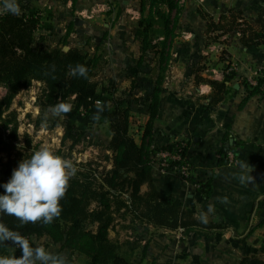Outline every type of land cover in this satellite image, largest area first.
<instances>
[{"label":"crops","instance_id":"crops-1","mask_svg":"<svg viewBox=\"0 0 264 264\" xmlns=\"http://www.w3.org/2000/svg\"><path fill=\"white\" fill-rule=\"evenodd\" d=\"M20 4L51 16L57 40L67 35L70 44L81 48L90 57L101 58L95 77L100 86H108L113 79L119 92H123L136 80L139 96H147L152 91L156 80L153 74L159 72L158 65L150 68L144 62L138 75H133L142 52L141 43L132 34L128 17L138 22L142 15L141 0H20ZM180 6L171 47L172 62L163 83L151 148L186 141L193 177L206 184L209 196L185 183L172 171L163 172L153 165L152 173L164 195L172 196L184 207L192 209L200 220L202 213H207L208 206L213 205L215 211L208 214L207 222L220 224L226 229L223 233L206 237L197 232L185 236L179 231L153 227H139L133 233L117 225V233L112 236L125 243L128 249L125 256L140 264H240L242 260H246L245 264H264V96H248L239 79V76L248 74L250 68H264V47H245L239 41L229 45L228 34L221 35L222 31H218L221 43L209 45L207 42L212 34L207 32L209 20L222 21L223 24L235 9L245 12L243 16L256 17L264 8V0H185ZM163 10L169 11L166 5ZM82 11H94V15L85 19L80 15ZM238 21L243 19L238 18ZM236 35L240 37L239 33ZM103 43L105 48L101 49ZM219 48L227 50L231 63L238 64L237 77L228 85L239 87L208 110L206 105L214 93L209 80L222 82L228 63L221 60ZM197 61L200 63L194 69ZM150 71L152 78L145 81L143 76ZM3 89L1 97L7 92L6 88ZM148 120L147 108L134 110L131 132H135L138 143L142 142ZM103 126L108 130L107 124ZM233 148L237 163L221 160L223 149ZM242 164H249L252 168L249 171L253 176L250 184L239 182ZM146 190L145 185L143 191ZM225 197L228 203L221 202ZM29 241L62 256L66 264L84 260L51 244L48 238ZM20 255L19 245L12 241L0 243V257ZM253 255L258 258L251 261Z\"/></svg>","mask_w":264,"mask_h":264},{"label":"trees","instance_id":"trees-1","mask_svg":"<svg viewBox=\"0 0 264 264\" xmlns=\"http://www.w3.org/2000/svg\"><path fill=\"white\" fill-rule=\"evenodd\" d=\"M180 2L141 0L142 15L132 34L141 43L142 55L133 75H138L148 54L158 58L159 70L152 91L144 97L136 91V80L131 88L123 92H119L113 79L108 86H100L95 77L101 58L90 57L81 48L71 46L67 35L57 40L51 16H41L39 13L42 12L28 7H22L23 14L20 16L0 14V87L7 89L6 94L0 96V155L7 154L8 158L6 162L0 160V184L7 182L17 167L16 155L28 159L38 151L37 146L32 145L29 134H25V142L20 144L17 115L13 112L6 114L19 92L31 87L34 81L44 85L43 94L39 97L41 107L51 108L59 103L70 105V112L59 115L64 129L62 145L69 143V151L81 144L95 126L108 125L106 142L94 144L108 152L106 160L111 165L110 168L101 169L90 162L74 165L76 173L70 179L61 201L62 213L51 224L42 221L22 224L16 217L0 213V225L18 233L21 239L48 238L51 244L68 250L73 256L83 257L85 264H140L122 254L125 243L112 236L114 232L117 233V225L133 233L139 227H153L157 230L181 231L185 236L197 232L210 237L225 231L226 228L220 224L202 222L192 209L184 207L172 196L164 195L152 173L156 151L174 147L169 144L162 148H151L155 121L160 113L163 83L181 13ZM165 5L168 12L163 10ZM239 14L232 12L227 19L229 26L234 24V28L237 27V30L231 28L233 32L240 34L245 47H264V8L259 15L251 17V25L246 27L240 24L244 19L238 21ZM71 26L73 23L68 34ZM249 28L251 32L247 33ZM223 29L222 21L207 22V32L222 31L221 35L228 34L227 39H230L232 32ZM65 46H69L68 51L64 50ZM228 57L224 49L221 60L228 62L224 80H209L214 93L206 105L208 110L235 90L233 85H228L237 77L236 72H227L230 68ZM199 63L197 61L193 68ZM78 65L86 67V76L73 74ZM245 88L248 96L260 94L258 88ZM139 108L149 110L141 143L131 132L133 113ZM227 151L223 149V154ZM57 154L66 158L62 149ZM221 160L224 161V158ZM145 185L147 190L143 191ZM200 191L209 196L206 184L202 183ZM262 245L264 247V238ZM245 263L246 260H242L240 264Z\"/></svg>","mask_w":264,"mask_h":264},{"label":"clouds","instance_id":"clouds-1","mask_svg":"<svg viewBox=\"0 0 264 264\" xmlns=\"http://www.w3.org/2000/svg\"><path fill=\"white\" fill-rule=\"evenodd\" d=\"M10 13L15 16L23 14L20 0H0V14ZM74 75H87L86 67L78 65ZM99 108V106H98ZM54 115L66 114L71 107L65 103L52 106ZM249 164L241 165L239 182L250 184L253 180ZM73 163L57 154L55 150L42 147L30 158L23 159L12 171L10 179L0 184V213L14 216L22 224L42 221L51 224L62 213L61 201L69 187L70 179L75 175ZM222 203H228L223 198ZM213 205L208 206L207 213H202V222H207L208 214L214 213ZM12 241L19 245V257H0V264H66L64 258L54 254L43 245L34 246L31 241L21 239L19 234L0 225V243Z\"/></svg>","mask_w":264,"mask_h":264},{"label":"rangeland","instance_id":"rangeland-1","mask_svg":"<svg viewBox=\"0 0 264 264\" xmlns=\"http://www.w3.org/2000/svg\"><path fill=\"white\" fill-rule=\"evenodd\" d=\"M196 1L199 2L200 0ZM184 2L185 0L181 1L182 4ZM110 4L113 5V3ZM234 12L238 14L240 13L239 15H237V17H240V19L242 17V19H244L243 23H240L243 24V27L251 25V16L246 15L243 17L242 15L245 12H241L239 9H235ZM128 21L131 23V28H133L137 23L135 21H131L129 17ZM229 25L230 23L225 20V23H223V30L227 29L229 30V32H232L228 44L232 45L233 43H237L238 41L243 44L241 38L237 37V35L233 32L234 30H237V27L234 28V24L231 26ZM231 28H234V30H232ZM210 32L212 34L207 40L208 44L211 45L221 43V35L218 33V31H209L208 33ZM249 32H251V29L247 31V33ZM236 38H238V40ZM70 45L74 46V44ZM101 47V49L105 48L104 43ZM171 62L172 56L170 64ZM145 65L149 66L150 68H152V66L156 67L158 65V58H156L152 54H148L145 58ZM151 72L152 71L146 72V74L143 76L145 81H147L149 78H152ZM157 74L158 72L154 73L153 75L157 76ZM1 87L0 93H4L3 88L5 87ZM43 89L44 85H42L41 83H33L31 87L21 90L14 99L10 110L6 112V114L9 115L12 112L16 113L17 115V120L19 123V133L21 136L20 144H24V136L25 134H29L33 141L32 145L37 146L38 150H40L42 147H48L49 149L55 150L56 152L62 149L63 153L66 155V159L70 160L73 165L90 162L94 166L99 165L100 169L103 167H108L109 163L106 160V155L108 154V152H106L102 146L94 144V142H106L109 136L107 128L103 125L94 127L88 133V136L82 141L81 144L76 146L73 151H69V143H67L66 146L62 145V137L64 134L63 127L61 125L62 118L59 117V115H54L50 111L51 108L41 107L40 105L39 97L43 94ZM133 134H135V132ZM15 157L18 160V167L19 163L24 159V157L21 155H16ZM7 159V154L0 155V160L6 162ZM123 239H125V237H123ZM127 252L128 249L124 246L122 249V253L125 254ZM259 256H261V254H259ZM254 258H258L257 255H253L251 257V261H254ZM76 264H85V262L84 260H79Z\"/></svg>","mask_w":264,"mask_h":264},{"label":"built area","instance_id":"built-area-1","mask_svg":"<svg viewBox=\"0 0 264 264\" xmlns=\"http://www.w3.org/2000/svg\"><path fill=\"white\" fill-rule=\"evenodd\" d=\"M42 16V13H39ZM80 15L85 19H91L94 15V11H82ZM222 55L223 48H219ZM238 64H233L230 62V68L227 72H237ZM240 81L248 89L258 88L262 96H264V68H256L249 70V73L243 76H239ZM174 145L173 148L159 149L155 153V158L153 165L159 167L163 172L172 171L177 174L181 180L187 184H191L196 189L200 190L202 187V182L196 180L192 173V164L188 158V145L184 140H179L171 143ZM220 158L231 164L237 163V157L235 151L229 149L225 154H221ZM181 233V231H179ZM22 239L28 240L27 237Z\"/></svg>","mask_w":264,"mask_h":264},{"label":"water","instance_id":"water-1","mask_svg":"<svg viewBox=\"0 0 264 264\" xmlns=\"http://www.w3.org/2000/svg\"><path fill=\"white\" fill-rule=\"evenodd\" d=\"M64 50H65V51H68V50H69V47H68V46H65V47H64ZM238 87H239V85H236V86H235V88H238ZM230 145H231V142L227 144V147H230Z\"/></svg>","mask_w":264,"mask_h":264}]
</instances>
